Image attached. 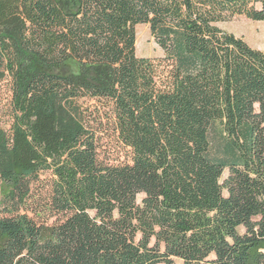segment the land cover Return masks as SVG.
Listing matches in <instances>:
<instances>
[{"label":"trees","instance_id":"obj_1","mask_svg":"<svg viewBox=\"0 0 264 264\" xmlns=\"http://www.w3.org/2000/svg\"><path fill=\"white\" fill-rule=\"evenodd\" d=\"M234 17L264 0H0V264H264V49Z\"/></svg>","mask_w":264,"mask_h":264},{"label":"rangeland","instance_id":"obj_2","mask_svg":"<svg viewBox=\"0 0 264 264\" xmlns=\"http://www.w3.org/2000/svg\"><path fill=\"white\" fill-rule=\"evenodd\" d=\"M217 26L238 38H242L251 48L264 49V24L252 22L244 17H234L231 20L219 23ZM136 40V55L138 57L160 58L163 56L161 50L152 39L148 25L142 23L132 29ZM9 97L8 87L5 82H0V127L5 124L3 112L7 106ZM141 196L138 197L140 200Z\"/></svg>","mask_w":264,"mask_h":264}]
</instances>
